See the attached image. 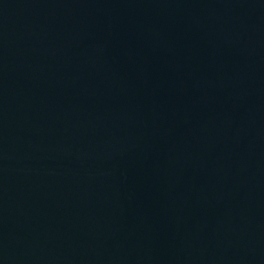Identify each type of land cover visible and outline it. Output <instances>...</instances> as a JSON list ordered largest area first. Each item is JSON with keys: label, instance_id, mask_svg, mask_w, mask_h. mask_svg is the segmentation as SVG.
<instances>
[{"label": "water", "instance_id": "obj_1", "mask_svg": "<svg viewBox=\"0 0 264 264\" xmlns=\"http://www.w3.org/2000/svg\"><path fill=\"white\" fill-rule=\"evenodd\" d=\"M0 264H264V0H0Z\"/></svg>", "mask_w": 264, "mask_h": 264}]
</instances>
